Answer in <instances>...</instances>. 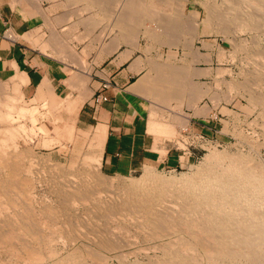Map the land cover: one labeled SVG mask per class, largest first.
Segmentation results:
<instances>
[{
	"label": "rangeland",
	"instance_id": "374dc122",
	"mask_svg": "<svg viewBox=\"0 0 264 264\" xmlns=\"http://www.w3.org/2000/svg\"><path fill=\"white\" fill-rule=\"evenodd\" d=\"M42 1L43 2L41 3V8L44 10L43 12H45L46 14H48L47 8L49 7L50 9V7L53 4H55V2H61L62 4L63 3L67 4V6H69V9L72 10V14L69 15V19L66 22V25L71 26V29L62 31L59 34L64 42L73 45L76 54L72 53V55L73 57L77 58V62L79 57L84 54L81 48L84 47L89 42L87 36L82 38V35H84L85 33L87 34L86 28L92 29L93 33L97 34L98 39L104 38L103 40L104 44L109 43L112 39L116 38L117 36L120 38V41L123 43V44L121 43L118 46V48L111 54L101 55L100 59L98 60V63L93 66V70L91 71L90 75L86 74L85 72L86 70L81 68L79 62L77 63L78 65L72 64L71 70L66 69L70 74L69 75L65 74L66 78L62 82L64 86L69 85L71 82L75 83L76 82L75 79H78V81L81 82L79 83L80 85L77 86V89L75 91H67L71 93V95L81 91L82 89L88 88L87 97H89L93 90L90 89L91 88L90 86L95 85L97 87V84L95 83V79L96 77L100 76L101 69L103 68L104 64L108 60H110L117 52L122 51L124 49L129 50L130 49L129 44L137 43L136 44L137 48L133 51L137 56V59L141 61L145 69L143 76L139 80V82L142 83L140 84L143 85L142 87L145 90L143 94L145 95L144 98L146 99L147 102L146 104L147 107H144L145 111L141 114L142 123H144L145 132L150 135L149 136L150 139L154 140L155 145L156 143H160L162 141L161 142L162 149L161 148L157 149V147L153 146L154 147L153 149H155L159 153L160 158L157 161H153L154 159H152V161H142L139 164L137 162H133L128 169L117 170L116 172H105L100 167V154H99V150L101 149L102 146V144L100 145V143L103 142L100 141L94 149H91L90 147L91 142L89 144L88 143L89 139L86 138V133L88 134L89 131H91L92 127L82 128L78 124H76V120H75L74 127L76 129L81 130L78 132L80 134L79 138L82 139H78L75 141L74 139L71 140L69 138L63 137L62 134L64 133L65 128L63 126H60L59 123H55V116L56 115H60L62 117L64 116L61 110L58 111V108L60 107H52L50 96L47 95L46 92H44L46 90L43 89V84L38 87L37 92L31 99L24 100L20 92V85L22 84V82L24 83V79L20 80L19 77L11 78L8 81L0 82V100L2 99L1 104L6 99L11 100L13 98V103L9 104L11 106L10 107L9 105L7 106L9 108H6V105H4V103L2 105L0 104L1 105L0 110L11 114V116L13 117V120H11L12 119L11 118L7 121L4 120L0 121V132L1 131L3 132L0 133V182H1L0 186L2 184L0 189L1 188L6 189L7 185L8 186L13 185V187L19 186V189L20 190L23 189L22 191L24 192V193L22 192L20 193L23 194L22 196L26 194L25 196L29 198V201L33 200L34 198L35 200V201L33 200L34 208L37 207L38 209L42 210L43 206H45L47 203L46 206L51 205V207H54L55 209L57 208L56 210L64 212L65 209L58 202V200L54 198L50 188L47 186L45 182H42V180L38 177V175H40L39 165H44V162L46 161L45 164L47 166H51V168H53V170L58 175L66 176L71 172H75L78 170L81 171L80 163H82L84 159L83 157L85 155L86 156L90 155L91 151L97 153V155L95 154V156L99 160L96 162L99 163L98 166L95 167L96 174L95 173L94 174L96 176L100 178L103 177L102 179L106 178L108 180H113L112 183L117 182L116 183L117 185H125L134 188H140V186L142 187L145 179L149 177H157V176H161L164 178L173 177L175 180H179L183 175L189 177H195L200 172V170H202L207 166L206 163H208V157L211 154L216 155V153L217 155H223L224 157L240 156V158L246 157L247 159L249 157V159H253L254 162L257 161L258 164L260 165L264 164V145H263L264 126H262L264 125L263 124L264 112L262 110L263 107L258 103L257 100H256L257 103L256 101L253 100V97L255 96L251 97L253 95L252 93H248L251 92L250 88L246 92L245 88L242 86L245 83L244 82L245 79L248 78L246 80V84H247L250 78L247 71L248 70L252 71V67H249L248 64H247L248 66L245 64L249 56L252 55V58L250 57L249 59L258 58L260 60H264L263 59L264 20H262V18L264 17L262 16L264 15L263 13L264 10L262 12H259L257 10V13H259L260 16L259 14L258 15L256 14V17L254 16L255 19H253V15L255 14L252 15V18L251 17L248 18L247 15L245 16L243 15L239 20L240 23H237L240 24V26L237 25V27H234V29L236 28L235 30H238V32L232 29L231 33L229 31V33L226 32L225 34V32H223L221 29L222 24L220 25L219 23L220 20H218L219 25L216 24L217 22L215 23L216 26L213 25L214 21H216L217 18L214 20L212 19L215 18L217 14L216 11L213 12L211 9H209V7L212 4H214V2L221 3L222 0L221 1L212 0L213 3L211 2V0L210 1L181 0V4L184 3V5L180 10L183 11L184 13L182 12L178 13V11L176 12L174 10L175 9L174 6H171L169 3L164 1L161 2L158 0H143L142 1L143 7L147 6L146 8L150 7L149 9H152L155 12L157 11L156 13L158 12L161 13L163 15L161 16L163 18L165 17L164 19L170 23V26L171 24L173 26V24L176 21L178 22V24L176 23L177 25L175 24L174 30H173L174 27L172 28L171 26L172 30L171 29L168 30L170 28L169 27L168 29L165 30L166 31L165 32L164 29H161L162 30L161 31L160 28H158V26H155L156 24L152 22L150 18H148V16L146 17L145 15L141 14L138 17L139 19H137L138 22H136L137 20L136 21L134 20L133 23V21H131V19L125 12L118 11V9L114 8V6H109L110 10L111 9L114 10V12L111 13L112 10L109 11V9H106L108 8V6H106V8L102 7L103 8L102 10L100 7L98 8V6L95 7L94 5L90 4L91 2L89 3L88 0H42ZM205 2L207 4V7ZM62 4L59 5L56 11L50 14L51 16L49 15L50 18L56 15L59 16L61 15L63 17L65 16V14L69 13L67 12V8L64 7ZM205 9H209L208 11L211 10L209 13L212 12L211 15L213 16L212 18H210L212 22L211 20L209 21V18L207 21H205L206 18ZM117 13H119L118 14L119 16L116 15ZM112 15H114V17ZM230 16L232 15L228 14V17L226 15L225 19L226 17L228 19L234 17V16L232 17ZM257 16H259L260 18ZM126 18L129 20V23L131 24L132 27L130 26L129 23L128 24L126 23L127 21ZM36 19H37L36 20L37 28H39V31L43 34V38L47 40L50 35L49 28L43 24V22L40 20L39 17H37ZM202 19L203 22H201ZM260 19L261 22H259ZM173 20L176 21L173 22ZM243 20H248L250 23L248 21H243ZM250 20L251 21L254 20L255 22L253 21L252 24ZM123 21L125 24L123 23ZM242 21L246 23V25H244V23L242 24L241 23ZM256 21L258 22L257 25H256ZM119 22H122L120 23L121 25L119 24ZM179 22L181 24H185V25L180 24L182 26L180 28L181 29L183 28L182 30L178 29L179 27L176 29V26H179ZM208 22H210L211 24ZM115 23H117V25ZM190 23L192 25H190ZM241 24L243 27L241 26ZM247 25L249 27H247ZM260 25L262 26L260 27ZM62 27L64 28L65 24ZM184 27H188V28L190 27V28L189 30H187V28ZM216 27L218 29H216ZM244 28L247 30H245ZM56 29L60 30V27L57 26ZM125 31L127 35L125 34ZM170 32H172L171 34L177 35L176 41H175V37H170L173 36L170 34ZM234 32H236L235 36H234ZM166 33L168 34L166 35ZM177 33L180 34L178 35ZM227 34L230 35L228 36ZM167 36L168 39L166 40ZM223 36L226 38L224 39ZM76 37H79L78 38L79 41L76 39ZM169 38H174V41L170 43ZM226 39L227 40L230 39L231 41L228 42ZM230 43H232V46L230 45ZM233 44L235 45L236 48L234 47ZM232 47H234L235 50L234 48L231 50ZM32 48L40 54H45L44 52L45 49L43 47L42 48L32 47ZM55 49L56 48H54V50ZM56 50L58 51V49ZM220 50H221V54L222 53L224 54L220 55ZM236 50L237 52H235ZM241 50L242 51L244 50L243 53H245L244 54L246 56L245 58L242 57L243 53H241ZM60 51L62 53V57L64 58V60L68 58L69 48L68 49L60 48ZM98 51H99L98 48H96L95 46L92 47L87 58L85 59V65L87 68L89 67L88 68L89 70H90L89 64L90 65L95 64ZM52 52L53 51L49 49V47L46 48V53L52 55L48 58L51 59L53 63L60 64L64 72L65 68L63 67L65 65L61 63L55 57V55L52 54ZM260 56L262 57V59L260 58ZM218 57L220 58L219 60L217 59ZM231 57H233V59H231ZM223 58L226 60H224ZM241 65L243 68H246L247 66L248 70L246 69L243 70ZM159 67L162 68V70L163 68H165L164 71H162ZM170 69L172 70V72L173 70L174 72L177 69L180 70H177L176 73L174 74V72L172 73ZM220 70H222L221 73L219 72ZM168 71L174 75L169 74ZM179 73L182 75H180ZM177 74L179 75V77H181V79L184 77L183 79L184 81L180 80ZM158 77L160 78V80H158L159 79ZM174 77L178 79V81L174 80L175 79ZM188 79H189V83H187ZM242 79H244V81H242ZM162 80L167 81V83L163 82ZM221 80H225V81H221ZM173 81L174 83L179 82L178 85L176 84L174 85V83H171ZM184 82L186 83L184 84ZM228 82L230 84L229 85L230 87L227 84ZM191 83L193 85L192 88H191ZM239 83L241 84L239 85ZM15 84H17L18 86ZM166 84H169L170 86ZM179 84L181 85V88H179L180 87ZM182 84L183 85L187 84L188 86L186 85L187 87H182L183 86ZM13 85H15L16 87L15 86L13 87ZM173 85L174 88L171 87ZM235 85H238L237 86L238 89L233 88L236 87ZM72 87L76 88L75 84H73ZM189 87L195 90H191ZM258 89L259 88H257V90ZM6 94H8V96H6ZM43 94H45V96ZM43 96L45 99L43 98ZM19 106L27 109H35L36 107V109L33 110L32 112L33 114L30 115V113L29 114L25 113L22 116H20V119H18L15 116H17L16 113H18ZM21 122L25 124H22ZM151 123L162 124L163 126L162 125L161 126L165 133L160 130L156 132L153 128H151L150 125ZM190 123L194 124L193 128L192 127L190 128ZM7 125L8 126L11 125V126L6 127ZM16 125L17 126L25 125L24 128L26 131H28V133H25V136L23 132L20 133L17 132L18 136L13 135L12 137L6 136V134L4 135V133L8 128L13 127L15 129L14 126ZM261 128L263 131L261 130ZM30 129H34L38 131V133L35 136L33 135L31 136V134H29ZM152 131L155 132L153 133ZM241 137L243 138V140ZM247 137H249V139ZM62 139H65L66 142L61 143ZM6 140H8L9 142ZM46 144L48 145V147L46 146ZM40 147L46 149V151L41 150ZM165 151L167 152V154H171V156H173L175 160L173 164L166 165L164 163H161L162 160L161 158L165 156ZM32 159L34 161L33 164L35 162L38 163V164L35 163L34 167L30 165L31 163L30 161ZM38 160H40L41 162ZM14 161L16 164L14 163ZM27 180L29 182H26ZM29 187L30 189H27ZM5 189H1L0 192L4 193ZM24 189L26 190V192L24 191ZM15 193H17V191H15ZM27 193L29 194L28 196ZM32 195L33 198L31 197ZM4 197L5 198L3 200L6 201V203L4 202L5 205L11 206L12 202L10 201V199H8L6 196ZM33 201H31V203ZM39 203L45 205L43 206L41 205L42 206L41 207ZM38 209L36 211H39ZM83 212L85 213L84 210ZM177 236H181L187 239L186 234L183 233ZM79 242L73 243L72 245L67 244L69 248H67L65 241L63 243L61 242V244H59L60 243L59 242L58 243L59 245L57 244L56 245L57 247L55 246L57 248V249L55 248L56 253H58L57 251L60 250L59 251L60 254L58 253L59 254L58 258L62 256L65 257L67 256L65 254L68 253L69 255V253L72 251L75 252L72 254H76L77 252H79V250H82L83 243L82 242L79 243ZM155 243L156 242L142 243L141 241L134 240L133 242H131V244L128 247L124 248L122 252L126 254V259L129 260V262L134 261V259L143 261V259L141 258L142 256L139 257V255H141L143 251H139V249L143 247L142 250H145L146 248H148L147 246L149 247L153 246V244ZM62 244L64 245V247L62 246ZM74 247L80 249L76 250ZM136 248L138 249V254L136 253L137 252ZM133 249L134 250L136 249V251H134ZM100 253H102L101 256L105 254L102 256L104 262L103 264H119L117 255H114L116 253L103 252V251H100ZM132 253L135 254L136 256L135 255L131 256ZM72 254L70 253V255ZM127 254L128 255L130 254V256L128 257ZM113 257L116 259H114ZM104 258L107 259L104 261ZM201 264H207V263L203 260Z\"/></svg>",
	"mask_w": 264,
	"mask_h": 264
},
{
	"label": "bare ground",
	"instance_id": "6f19581e",
	"mask_svg": "<svg viewBox=\"0 0 264 264\" xmlns=\"http://www.w3.org/2000/svg\"><path fill=\"white\" fill-rule=\"evenodd\" d=\"M88 1L89 3L91 2L90 4L94 5L95 7L98 6V8L100 7L102 10L104 7L106 8V6H108V8L106 9H109L110 8L109 6H114V8L118 9V11L125 12L129 16L131 21H133V23L134 20L136 21L137 19H139L138 17L141 14L145 15L146 17L148 16V18H150V20L154 22L156 24L155 26H158L160 30L164 29L165 31L169 27L170 28L168 30L170 29L172 30L175 24L176 23L178 24V22L176 21L177 19L175 20L176 22L173 20V22L175 23L173 24V26L171 24L172 26L171 28L170 23L164 19L165 17L164 18L162 17L163 15L161 13L159 12L156 13L157 11L155 12L152 9H149L150 7L149 8H146L147 6L143 7L142 6L143 0H88ZM158 1L167 2L171 6H174L175 9L173 7L172 8L176 12L178 11V13L179 12L184 13L183 11L180 10L184 5V3L181 4V0H158ZM209 9H211L213 12L216 11L217 14L216 17L212 19L214 20L217 18V20L214 21V24L213 23L212 24L215 26L216 24L219 25V23L220 25L222 24L221 29L226 34V32L229 33V31L231 33L232 29L235 30L236 28L234 29V27H237V25L240 26V24L237 23H240L239 20L243 15L244 16L247 15L248 18L249 17L252 18V15L255 14L253 15V19H255L254 16L256 17V14L257 15L259 14L257 13V10L259 12H262L264 10V0H222L221 3L214 2V4H212L209 7ZM209 9H205L206 10L205 21H207L208 18L210 21L211 20L210 18H212L213 16L211 15L212 12L209 13L211 11V10L208 11ZM111 10L109 9V11ZM113 12L114 10H112L111 13ZM118 14L119 13H117L116 15ZM228 14L234 17L228 19L227 18ZM226 15H227L226 17L227 20L225 19ZM112 16L114 17V15ZM263 18L262 20H264ZM218 20H220L222 23L220 21L218 23ZM248 20H243V21H248ZM127 21L126 23L128 24L129 20L127 19ZM243 21L241 22L242 24L244 23ZM253 21L254 20H252L251 23ZM257 21H256V25L258 23ZM136 22H138V20ZM201 22H203V19ZM259 22H261V19L259 20ZM120 23L122 22H119V24ZM115 24L117 25V23ZM180 24L181 23L179 22V26H176V29L178 27H179L178 29H181L180 28L182 27L181 25H185V24H181V25ZM190 25L192 24L190 23ZM244 25H246V23H244ZM261 26L262 25H260V27ZM247 27L249 26L247 25ZM184 28H187V30H189L190 27L189 28L184 27ZM174 29L175 27L173 28V30ZM216 29L218 28L216 27ZM235 31L238 32V30ZM236 32H234V36L236 35ZM171 33L172 32H170V34ZM167 34L168 33H166V35ZM171 35L173 36L170 37H175V41H176L177 35L174 34ZM227 35L229 36L230 34ZM168 36L166 40L168 39ZM225 38L226 37H224V39ZM173 41L174 38H169L170 43ZM227 41L230 42L231 40L229 39ZM230 45L232 46V43H230ZM234 47H232L231 50ZM243 51L241 50V53H243ZM235 52H237V50ZM222 54L220 50V55ZM244 54L245 53L242 54L243 58L246 57ZM80 57L82 58V56ZM219 57L217 58L218 60L220 59ZM250 57L252 58V55H250L249 58ZM81 58L80 60L82 63L84 58L83 59ZM249 58L247 60L248 63L246 62L245 64L246 65L248 64L249 67H252V71L247 69L248 65L246 66V68H243L241 65L243 70L244 69L248 70L247 73L250 77L247 84H246V80L248 79L247 76H246L247 79H245V81L244 79H242V81L245 82L244 83L245 85L243 84L242 86L245 88L246 92L250 88L251 92L248 93L253 94L251 97L255 96L253 97V100L254 101L257 100L258 103L262 105L263 107L262 110L264 112V60H260L258 58L257 59L255 58L249 59ZM260 58L262 59L261 56ZM231 59H233V57H231ZM88 68H86V70H88ZM160 69L162 70V68ZM164 69L165 68H163L162 71H164ZM64 71L65 73L67 72L68 74V70L66 71V68ZM176 71L174 72L173 70L174 74L176 73ZM221 71L222 70H220L219 72L221 73ZM168 73L172 74L169 71ZM177 76L179 77L178 74ZM22 77H19L20 80L24 79ZM179 79L183 80L184 77L182 79L181 77H179ZM158 80H160V78ZM174 80L178 81V79L176 78ZM162 81L167 83V81L164 80ZM221 81H225V80H221ZM171 83H174V81ZM178 83L176 82L174 83V85L175 84L178 85ZM185 83L186 82H184V84ZM187 83H189V79ZM73 84L75 83L73 82ZM227 84L228 86L230 85L229 82ZM240 84L241 83H239V85ZM15 85H13V87ZM44 85L47 90L44 92H46V94L50 96V100L52 102L53 97H51V95L53 93L51 94V92L53 88L49 85L47 81L43 83V86ZM166 85L170 86L169 84ZM174 85L171 87L174 88ZM186 85H183L182 87H187L188 85L187 86ZM192 86L193 85L191 83V88ZM235 86L236 87L233 88L238 89L237 87L238 85ZM255 87L259 89L257 90V88ZM179 88H181V85ZM191 90H195V89H191ZM43 95L45 96V94ZM6 96H8V94H6ZM1 101L2 99L0 100V104ZM3 103L4 105H6V108H9L11 106L9 104L13 103V98L11 100L6 99L5 101L2 102V104ZM8 105L9 107H7ZM35 109H27L19 106L18 113H16L17 116L15 117L20 119V116H22L25 113L28 114L30 113L31 115L33 114L32 112ZM9 119L13 120L11 114L0 110V121L1 120L7 121ZM263 124H264V118H263ZM17 125L14 126L15 129L13 127H10L6 130V132L4 131L5 129L3 128L4 129L3 131L5 132L4 135L6 134V136L12 137L13 135L18 136L17 132L18 133L23 132L25 136V133H28V131H26L24 128L25 125H19V126ZM150 125L151 128H153L156 132H158L159 130L164 132L162 128L163 126L162 124L151 123ZM9 126L7 125L6 127ZM96 130L94 133L95 135H93L94 137L91 141V145H90L91 149H94L100 141L102 142L104 141L105 133L103 130L105 129L103 128V126L99 125L96 128ZM37 133L38 131L34 129H30L29 131V134H31V136L32 135L35 136ZM247 138L249 139V137ZM101 144L103 143H100V145ZM46 146L48 147L47 144ZM93 153L94 152L91 151L89 156L85 155L86 157L85 156L83 157L84 159L82 163H80L81 171L78 170L75 172H71L66 176L58 175L53 170V168H51V166H47L45 164L46 161L44 162V165H39L40 175H38V177L42 180V182H45L47 186L50 188L54 198L57 199L58 202L65 209L64 212L56 210L57 208L55 209L54 207H51V205L46 206L47 203L46 205L43 204L45 206L39 203L40 206L41 205L43 206V208L42 210H40L37 207H35L39 210L36 211L37 209H35L33 206V203L35 201L33 195L31 197L33 198L34 201L33 200L29 201V198L25 196L26 194L24 196H22L23 194H20L21 192L22 193L24 192L22 191L23 189L21 190L19 189V186L13 187V185L12 186L7 185L6 189L1 188V189H5V191L4 193L0 192V264H103L104 262L102 256L105 254L101 256L102 253H100V251L116 253L114 255H117L119 264H201L203 260L207 264H264V164L263 163H262L263 165L258 164L257 161H255L257 162L255 163L253 159H249V157L248 159L246 157L240 158V156L224 157L223 155H217L216 153V155L215 154L214 155L211 154L210 156L208 155L209 156L208 163H206L207 166L202 170H200V172L195 177H189L183 175L179 180H175L173 177H169V178H164L161 176L149 177L145 179L142 187L140 186V188H134L125 185H117L116 181H115L116 183H112L113 180H108L106 178L102 179L103 178L102 176H101L102 178L96 176L95 167L98 166L99 163L96 162L99 160L95 156V154L97 155V153L94 154ZM30 162H31L30 165L34 167V164L36 162L33 164L34 162L33 159ZM26 182L29 181L27 180ZM27 189H30V187ZM15 191H17V193H15ZM24 191L26 192L25 189ZM28 195L29 194L27 193V196ZM4 196L10 199V201L12 202L11 206L5 205L6 201L3 200L5 198ZM31 201L33 202L31 203ZM83 210L85 211V213L83 212ZM182 233L186 234L187 239L181 236H177ZM134 240L141 241L142 243L156 242L155 244H153V246L150 247L147 246L148 248L146 249L144 248L145 250H142L143 247L139 249V251H143L141 255H139V257L142 256L141 258L143 259V261L134 259V261L129 262V260L126 259V254L122 252V250L128 247L131 244V242H133ZM64 241L66 242V245L67 244L72 245L73 243L80 241L83 243L82 245L83 248L82 250H79L80 248L78 249L74 247L76 250L78 249L79 252L75 250L77 252L76 254H72L75 253L72 251L70 252L72 255H70V253L68 255L67 253L65 254L67 256L64 255L65 257L62 256L58 258L60 254L59 252L60 250L58 248L59 251L57 252L59 254L56 253V249H57L56 245L59 242H60L59 244H61V242L63 243ZM62 246L64 247L63 244ZM67 248H69L68 245ZM136 249L133 250L136 251ZM136 253L138 254V249ZM134 255L135 254L132 253L131 256ZM129 256L130 254L128 255V257ZM106 259L104 258V261Z\"/></svg>",
	"mask_w": 264,
	"mask_h": 264
},
{
	"label": "crops",
	"instance_id": "0c3cea01",
	"mask_svg": "<svg viewBox=\"0 0 264 264\" xmlns=\"http://www.w3.org/2000/svg\"><path fill=\"white\" fill-rule=\"evenodd\" d=\"M42 2V0H0V82L22 75L24 83L22 82L20 85V92L24 100H29L35 95L38 87L47 81L53 88L51 92V94L53 93L51 95L53 97L52 107H60L58 111L61 110L64 116H55V123H59L65 128L63 137L75 141L82 139L79 138L78 132L81 130L74 127L75 120L76 124L82 128L92 127L91 131L86 133V138L89 139L88 143L94 137L96 128L99 125L103 126L105 137L99 153L100 167L105 172L128 169L133 162L139 164L142 161H152V159L157 161L160 155L153 148L162 149V141L155 145L154 140L150 139V135L145 132L144 123H142L141 114L145 111L144 107H147V102L143 94L145 90L139 80L145 69L133 51L137 48V43L129 44V50L124 49L117 52L104 64L100 76L95 79L97 87L90 86V89L93 90L89 97H87L88 88L71 95L67 91H75L80 82L75 79L77 81L75 89L72 87V82L64 86L62 82L66 78L67 72L64 73L60 64L53 63L48 58L52 55L46 53L45 48L49 47L53 51L52 54L65 65L64 68L71 70L72 64L78 65L77 58L72 55L75 53L73 45L64 42L59 34L71 29V26L66 25V22L69 15L72 14V10L67 4L55 2L50 9L47 8L48 14H46L41 8ZM61 4L67 8L69 13L63 17L56 15L50 18V14L56 11ZM37 17L50 30L47 40L43 38V34L37 28ZM62 24H65L64 28ZM57 26L60 27V30L56 29ZM86 29L87 34L82 35V38L87 36L89 42L81 48L85 54L80 58L86 59L94 46L99 50L95 64H89L90 70H86L84 59L82 63L80 58L78 59L81 68L88 71L85 72L90 75L100 56L111 54L122 42L117 36L109 43L104 44V38L98 39L92 29ZM78 38L76 37L79 41ZM42 46L45 49V54H40L32 48ZM60 48H69V56L65 60ZM104 83L106 87L101 89V85ZM43 89L46 90L45 85ZM96 93L104 97L105 101L94 103L92 98L96 96ZM193 126L194 124L190 123V128ZM65 142L66 140L62 139L61 143ZM40 149L46 151L42 147ZM161 159V163L166 165L175 162L173 156L167 154L166 151L165 156Z\"/></svg>",
	"mask_w": 264,
	"mask_h": 264
},
{
	"label": "built area",
	"instance_id": "2783aa9c",
	"mask_svg": "<svg viewBox=\"0 0 264 264\" xmlns=\"http://www.w3.org/2000/svg\"><path fill=\"white\" fill-rule=\"evenodd\" d=\"M105 87H106V84H105V83L101 85V89H103V88H105ZM92 101H93L94 103H97V102L105 101V98L102 97L101 95H96V96H94V97L92 98Z\"/></svg>",
	"mask_w": 264,
	"mask_h": 264
}]
</instances>
